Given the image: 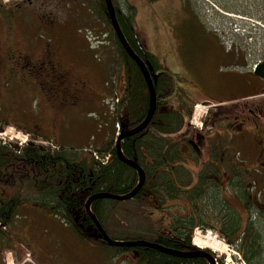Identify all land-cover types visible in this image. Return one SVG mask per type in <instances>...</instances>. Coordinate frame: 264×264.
Wrapping results in <instances>:
<instances>
[{"label": "flooded vegetation", "instance_id": "1", "mask_svg": "<svg viewBox=\"0 0 264 264\" xmlns=\"http://www.w3.org/2000/svg\"><path fill=\"white\" fill-rule=\"evenodd\" d=\"M94 2L104 4V0ZM198 2L200 0H143L146 11L137 28L128 26L136 40L133 48L141 50L142 40L155 38L156 47L173 52L181 31L210 33L216 38L226 35L222 30L213 31L208 27L196 10ZM206 2L221 20L232 11L223 7L220 0ZM82 5L90 15L92 0H0V112L5 107L11 113L23 115L32 97L41 94L52 109L64 114L68 100L75 103L86 96L85 89L76 81L80 72L74 64V54L63 51L67 43H74L78 48L73 49L82 50L78 41L83 39L70 31V22L81 19ZM147 13L152 17V29L145 20ZM38 31L50 37L51 42L35 40ZM223 48L240 60V47L231 44ZM170 66L175 67L172 63ZM232 66L225 74L224 85L220 86V96L208 109L199 130L190 126V114L204 91L197 84L187 82L172 85V90H167L172 94L170 103L176 118L182 119V129L173 134L170 142L154 144L153 151L149 142L140 144L138 163L145 173L142 202L145 209L162 214L170 209L175 214L185 215L187 229L191 228L192 232L198 228L202 232L216 231L224 242L237 249L235 264H264V80L252 71H248L249 79L241 80V74L236 71L241 64L236 60ZM155 68V72L163 73L158 66ZM177 70L188 73L184 62ZM126 72L129 84V64ZM83 73L90 75L86 69ZM92 73H96L93 67ZM214 79L217 78L212 77L210 81ZM160 109L163 111V107ZM90 130L92 125L88 128L85 123L77 124L73 138L82 143L83 136ZM182 130L185 132H180ZM158 197L164 199V204H159ZM165 236L172 238L171 241L175 239L174 234ZM179 240L185 241L183 237ZM67 247L70 254L81 256H91L93 250H100L94 245L80 246L75 242L68 243ZM100 252L106 259L111 257L110 264H145L136 248L115 255ZM205 252L209 251L205 249ZM214 258L215 264H227L224 257ZM82 259L87 262L86 258ZM186 259H191V263L202 260L203 264H209L203 256ZM102 263L100 260L99 264Z\"/></svg>", "mask_w": 264, "mask_h": 264}, {"label": "trees", "instance_id": "2", "mask_svg": "<svg viewBox=\"0 0 264 264\" xmlns=\"http://www.w3.org/2000/svg\"><path fill=\"white\" fill-rule=\"evenodd\" d=\"M101 6L104 11V5L101 4ZM115 9L121 29L133 47L134 39L128 28L131 18L126 16L117 4ZM106 21L109 23L107 17ZM116 44L123 61L129 63L133 69L126 105L117 116L121 130H127L138 125L145 117L148 108V91L136 64L127 56L117 39ZM143 56L149 62L155 63L151 54L145 53ZM168 86L166 78L162 75L159 76L155 86L157 93L169 91L171 87ZM164 105L165 100H158L157 107ZM160 107L159 110L155 111L150 123L144 130L135 136L122 140L121 149L125 157L134 159L138 163L139 146L143 141L149 142L153 149L155 141L157 143L159 141L161 143L170 142L169 136L182 128V119L176 118L177 114L161 111ZM151 129L153 131L150 133ZM160 134L164 137L162 138ZM111 146L112 141H109L106 147L100 150L108 149ZM155 163L157 164V162ZM17 181L19 187L26 190L25 194L20 189H14ZM136 181V171L117 158L114 148H111V156L108 161L100 166L92 156L77 154L75 151L66 150L61 146L57 150H51L36 145H27L19 153H14L9 147L1 145L0 224L8 225L16 207L20 204L32 203L39 205L50 214L56 215L66 224H69L79 239L107 246L102 241L85 209V201L98 192L127 193L133 188ZM157 200L160 205L164 204L162 197H158ZM126 201L96 199L91 204V212L97 217L109 237L124 240L146 239L180 251L196 249L191 244L192 230L191 228L187 229L188 219L186 216L174 215L172 217L173 222L167 230L171 236L175 235V239L171 241L172 238L166 237L165 233L162 232L163 230L156 226L149 216L143 214L141 209L145 208L142 202V186L132 199ZM116 208H124L122 209L124 217L115 213L118 210ZM131 211L140 214L142 219L136 220L134 224L129 226L126 219L132 216ZM117 224L125 225V227L128 224L130 233L125 232V228L119 230L110 228V225L115 227ZM180 237H183L185 241L179 240ZM115 248L118 250L128 249L125 247ZM137 250L142 255L145 264H203L202 260H195L191 263V259L175 257L155 249L139 247Z\"/></svg>", "mask_w": 264, "mask_h": 264}, {"label": "rangeland", "instance_id": "3", "mask_svg": "<svg viewBox=\"0 0 264 264\" xmlns=\"http://www.w3.org/2000/svg\"><path fill=\"white\" fill-rule=\"evenodd\" d=\"M118 4L124 8L127 9V6L133 7L134 12L137 10V14H143L145 13L146 9L143 4V0H117ZM202 2H198V6H196V10L201 14L204 20H206L208 27L213 29H218L221 32L226 33L218 35V38H216L214 35L210 33L200 34L196 32H185L181 31L179 32V35L181 37L177 40L178 46H173V52L166 51L156 47L157 41L155 38L148 39L147 43L149 46H154L152 48H149L151 51H154L155 57L158 59L161 58L163 62H165L166 56H169V64L172 63L175 67L180 65V63L184 62L186 68H188L187 76L182 75H176L175 80H179L181 82H190L191 84L195 85L197 84L200 86V88L204 92L210 93L213 98L217 99L219 95L220 86L225 83V74L233 67L231 65H235L236 60L241 64V66L236 67V71L241 74V80L249 79L250 73L248 71H251L252 68L255 66V64L259 61L264 60V27H261V30H258L255 32L257 36L254 37V35H249L250 31L253 29L252 25L254 23V20L259 21L262 26H264V0H220L222 3H224L223 7H229L232 9V14H240L241 16H248V20H243L239 18H227L224 17L223 20L218 18L217 13L208 6V2L206 0H203ZM204 4V5H203ZM221 7L223 10L224 8ZM92 13L88 15V11L86 9L85 5H82L81 7V19L70 22V31L71 33H75L78 36H81V38H86V29H88L91 33L88 34L89 41L94 44V40L101 41L104 45H107L106 47L111 50V56H110V63L111 66H117V64L120 63L121 67V55L118 50L115 37L112 33V30L109 26V24L106 22L105 17L102 14L101 8L99 5H96L94 0H92ZM139 11V12H138ZM136 16V15H135ZM140 17V16H139ZM146 21L148 23V26L152 29L153 23H152V17L147 13L146 14ZM210 30V31H211ZM214 31V30H213ZM42 32V31H38ZM228 32V34H227ZM106 34V35H105ZM45 36L38 35L35 39L37 40H45ZM48 41V39H47ZM88 41V43H89ZM76 42V41H74ZM143 42V41H142ZM90 44V43H89ZM231 44H235L236 46L240 47L242 50L240 51V60L236 59L238 56L236 54H228L224 51L223 45L228 46ZM145 48L147 46L144 44ZM69 47L78 48L76 44H68ZM78 46L82 49L87 47L86 42L83 40L78 41ZM110 47V48H109ZM93 52V51H92ZM160 55V56H159ZM99 57L102 58V55L99 54ZM100 58V59H101ZM159 62V61H158ZM104 61H99L97 64L93 65V68H95L96 72L98 73V78L95 82L97 88L100 87L102 91H105L104 86V78H106L108 75L107 68H102L101 65H104ZM161 62H159V65ZM164 70L166 74H169L171 77L170 69L166 70V68H169V65L165 62V65H163ZM177 70V69H175ZM163 72L162 69H159V72ZM116 76L119 78H125L124 75V68L123 72L121 68H118L116 71ZM212 77H216L217 79L211 80ZM220 80H219V79ZM117 85V82H116ZM124 86V82L121 85ZM189 86V85H187ZM190 87V86H189ZM242 93V90L240 89V92ZM37 95V96H36ZM33 98V101H29L26 111L28 114H31V117L29 118L27 128L29 131L34 132L30 133V136L25 137L26 131L17 132V128H15V122L16 120L20 121L19 119H16V113L17 112H9V110L5 107H2L3 111L0 112V125L2 129L5 128L6 125H13L8 126L5 128L4 134H6L9 137H12V140H9L7 137L5 138L7 141H10L7 143V145L16 143V147L18 146V142H22V146L28 143H33L36 145H39V142H42L45 140V138L37 137V135H43L48 137H52L55 142L59 141L58 143L62 142L66 146L68 150H73L77 154L82 153V148L84 146H96L98 143H102V145L107 142L110 139H115V134H113V123L111 119L112 125H104L103 128H93L91 133H87V135L83 136L82 140L84 143L79 142L75 138H73V132L76 127L75 119L81 118L84 123L88 126V128L91 127L93 120L95 119V116L90 113V111H93L95 109V104H92L89 108H75L78 111L72 112L71 109H73L71 106L70 108L67 107L63 111L66 113V115H63L59 113L57 110H52L51 108H45L42 107L40 104L39 97H41V94H36ZM165 98H168L166 96ZM206 99L204 97H200V99L196 100V103L200 100ZM212 100V99H211ZM214 101V100H213ZM105 108L108 110V114L106 117L114 116V114L109 113L110 107L108 105H105ZM117 108L115 103L113 106V111L111 109V112H114V109ZM197 108L200 110H204L205 107L202 105H199ZM196 108V109H197ZM62 109V107H61ZM60 109V110H61ZM72 114V115H71ZM111 116V118H112ZM26 122V121H25ZM15 125V126H14ZM196 125H198V122H196ZM17 127V126H16ZM0 128V129H1ZM25 132V133H24ZM28 132V131H27ZM29 133V132H28ZM55 138L53 135H55ZM113 134V137H112ZM5 137V135H3ZM15 137L18 139L16 140ZM112 137V138H111ZM40 138V139H38ZM46 144H48V141H45ZM45 144V146H47ZM90 144V145H89ZM62 145V144H61ZM100 145L101 147H103ZM99 146V147H100ZM65 148V149H66ZM113 201V200H110ZM127 202V201H125ZM124 203V202H123ZM126 205V204H124ZM17 211L19 212V209H23L22 206L16 207ZM33 209V208H30ZM35 209H41L38 206H35ZM134 210V209H132ZM143 214L145 216H149L150 219L154 222L156 226H158L161 230H166L170 228L172 222H173V216L174 215H165L158 211H150L148 212L146 209H141ZM167 213L172 212L170 209H165ZM132 213V216L127 218V223L134 224L136 220L142 219L140 217V214L138 213ZM114 216H117L114 214ZM40 219H46L49 220L50 225L54 224L57 225L58 228L55 229H49V231H45L42 229H38L42 237L49 241L48 248H46V252L48 251V256L46 259L42 260L40 264H99L100 260L103 261L102 264H110L109 259L111 257L103 256L100 250L106 254V253H112L113 248L98 244L97 248H100V250L97 251L93 250L94 253H92L91 256H81V254H70L67 247V241L73 240L74 242L81 244L82 242L78 240L77 236L74 234L71 226L68 224L66 225L59 217H57L54 214H45L42 213L39 214ZM121 220V219H120ZM25 222V221H24ZM21 223L20 217L18 218V221L16 222V225ZM47 223V222H46ZM36 225L35 227H37ZM65 226V229L62 227ZM262 227V226H261ZM262 230V229H261ZM196 231V232H195ZM192 232V239L194 235L196 238L194 239V243L196 241H199L203 246H200L202 248H207L209 251H212V249L205 244L210 242L211 238H214L216 240H220V237L216 233V231L211 230L210 232H205L198 228ZM125 232H129V228L125 227ZM195 233V234H194ZM207 233V234H206ZM216 236V237H214ZM73 237V239H72ZM207 237V238H206ZM223 242V241H222ZM92 243V242H91ZM95 245V243H92ZM196 245V244H195ZM198 246V245H197ZM95 247V246H94ZM199 247V246H198ZM26 248V249H25ZM31 249L30 244L21 237L20 234L10 233V236L2 234L0 236V251L1 250H8L11 251L13 254L19 253L20 257L17 259L18 261L24 262V264H30L26 263L23 259L27 253L26 251ZM226 250L229 254L227 256L225 253H220L218 251H215L214 253L219 255L220 257H226V263L227 264H235L234 258L238 259V252L237 249L234 247L226 246ZM214 251V250H213ZM3 253H0V256L3 260V264H5V259L10 258V254H7L6 251H1ZM77 254V255H76ZM31 255V253H30ZM13 256V255H12ZM24 256V257H23ZM82 257L86 258L87 262L82 259ZM228 257V258H227ZM37 262L38 260L33 254V257ZM228 259V260H227ZM1 260V261H2ZM107 260V261H106ZM8 264H12L9 262Z\"/></svg>", "mask_w": 264, "mask_h": 264}, {"label": "water", "instance_id": "4", "mask_svg": "<svg viewBox=\"0 0 264 264\" xmlns=\"http://www.w3.org/2000/svg\"><path fill=\"white\" fill-rule=\"evenodd\" d=\"M105 5H106L107 15L110 19L111 25H112L115 33H116V36H117L119 42L121 43L123 49L128 54V56L135 61V63L139 67V69H140V71L144 77V80H145L146 86H147V90H148V108H147L146 115L143 118V120L137 126L133 127L132 129H130L126 132H122L117 137L116 142H115V150H116V154H117L118 159L120 161H122L123 163L129 165L130 167H132L133 169H135L138 172L139 183L132 190H130L129 192H127L125 194H112V193H108V192L95 193V194L91 195L86 200L85 209L87 210L89 216L91 217L95 227L99 231L103 241H105L109 245L125 246V247H145V248L155 249V250H158L160 252H163V253H166V254H169V255H172L175 257H181V258H192L195 256H203L207 260H209L210 264H215L214 257L210 253H207L204 251L183 252V251H179V250H176L173 248L163 246L162 244H160L158 242H152V241H147V240H116V239H112L105 233V231L103 230V228L99 224L96 216L94 214H92V212L90 211V208H89L90 204L95 199L107 198V199H114V200H126V199L132 198L138 192V190H139V188H140V186L144 180L143 171L137 163H135L132 160L127 159L123 155V153L121 152V149H120V141H121V139H123L125 137L136 135L137 133L142 131L144 128H146V126L150 122V120H151V118L155 112V109H156V91H155V87H154L155 76L154 77L151 76L154 73V71H153L151 65L146 64L134 52V50L129 46L127 40L125 39V37H124V35L120 29L118 21L116 19L112 1L111 0H105ZM254 72L256 75H258L259 77L264 79V62L257 63V65L255 66Z\"/></svg>", "mask_w": 264, "mask_h": 264}, {"label": "crops", "instance_id": "5", "mask_svg": "<svg viewBox=\"0 0 264 264\" xmlns=\"http://www.w3.org/2000/svg\"><path fill=\"white\" fill-rule=\"evenodd\" d=\"M99 48V47H98ZM92 50L88 47L86 49L82 50H76L71 51L70 53L74 54L73 60L74 64L76 65L77 69L80 72V78L82 81L79 83V85H86L87 89L85 92V95L82 99H80L78 102L77 108H89L92 106V104H95V109L93 111H90V113L96 112L100 118H102L101 113L97 110V107L99 104H101L102 99L106 97L109 93H111L112 90L117 89L118 92H121L123 89L122 82L119 81L117 77V85L116 83H112V79L115 77V71L112 70L107 64V59L109 56V49L106 47H102L98 52L102 55H104L103 59L101 61H104V65L102 68H107L108 75L106 78H104V86L105 91H102L100 87L96 89V93H92V85L94 83L92 82V77L94 78L95 82L98 78V73H92V67L93 65L98 63V58H96L97 50ZM111 66V65H110ZM85 69L90 73V75H85L83 72H85ZM95 74V76H93ZM42 107L51 108L47 103H43ZM101 120V119H100ZM22 206L23 209H19V212L15 211L13 217L11 218V222L9 224V231L10 233H17L20 234L21 237H23L31 246L32 253L36 257V259L41 262L42 260L46 259L48 256V251L46 252V248H48L49 241L44 239L38 229H42L45 231H49V229H55L58 228L57 225L49 223V220L46 219H40L39 214L42 213L50 214L45 209H35L34 204L25 203ZM33 208V209H30ZM40 208V207H39ZM20 217L21 223L16 225V222L18 221V218ZM25 221V222H24ZM47 222V223H46ZM38 225L37 227H35ZM65 229V226H62ZM73 239V237H72ZM74 241V239L72 240ZM80 245H85L84 243H81Z\"/></svg>", "mask_w": 264, "mask_h": 264}, {"label": "bare ground", "instance_id": "6", "mask_svg": "<svg viewBox=\"0 0 264 264\" xmlns=\"http://www.w3.org/2000/svg\"><path fill=\"white\" fill-rule=\"evenodd\" d=\"M209 240H211V241L206 243L205 244L206 246L210 247L214 251H218L220 253H225L227 256H229V254L226 250V245L223 242H221L220 240H216L214 238H211ZM194 244L198 245L199 247L204 245V244L202 245L199 241H196Z\"/></svg>", "mask_w": 264, "mask_h": 264}, {"label": "built area", "instance_id": "7", "mask_svg": "<svg viewBox=\"0 0 264 264\" xmlns=\"http://www.w3.org/2000/svg\"><path fill=\"white\" fill-rule=\"evenodd\" d=\"M107 158V156L102 157V160L104 161Z\"/></svg>", "mask_w": 264, "mask_h": 264}]
</instances>
